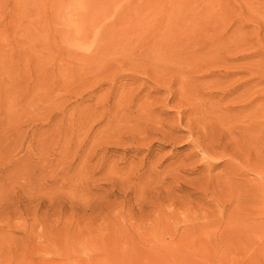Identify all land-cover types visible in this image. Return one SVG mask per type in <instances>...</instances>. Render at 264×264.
<instances>
[{
  "label": "rangeland",
  "instance_id": "obj_1",
  "mask_svg": "<svg viewBox=\"0 0 264 264\" xmlns=\"http://www.w3.org/2000/svg\"><path fill=\"white\" fill-rule=\"evenodd\" d=\"M0 264H264V0H0Z\"/></svg>",
  "mask_w": 264,
  "mask_h": 264
},
{
  "label": "bare ground",
  "instance_id": "obj_2",
  "mask_svg": "<svg viewBox=\"0 0 264 264\" xmlns=\"http://www.w3.org/2000/svg\"><path fill=\"white\" fill-rule=\"evenodd\" d=\"M221 46V45H220Z\"/></svg>",
  "mask_w": 264,
  "mask_h": 264
}]
</instances>
